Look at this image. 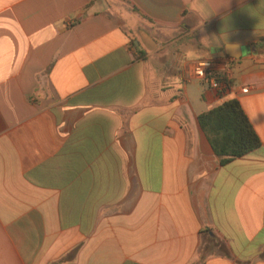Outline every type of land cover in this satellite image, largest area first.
Here are the masks:
<instances>
[{
    "label": "crops",
    "instance_id": "0c3cea01",
    "mask_svg": "<svg viewBox=\"0 0 264 264\" xmlns=\"http://www.w3.org/2000/svg\"><path fill=\"white\" fill-rule=\"evenodd\" d=\"M0 264H264V0H0Z\"/></svg>",
    "mask_w": 264,
    "mask_h": 264
},
{
    "label": "trees",
    "instance_id": "16d2710c",
    "mask_svg": "<svg viewBox=\"0 0 264 264\" xmlns=\"http://www.w3.org/2000/svg\"><path fill=\"white\" fill-rule=\"evenodd\" d=\"M198 120L222 166L262 146L261 138L237 99L203 112Z\"/></svg>",
    "mask_w": 264,
    "mask_h": 264
},
{
    "label": "built area",
    "instance_id": "2783aa9c",
    "mask_svg": "<svg viewBox=\"0 0 264 264\" xmlns=\"http://www.w3.org/2000/svg\"><path fill=\"white\" fill-rule=\"evenodd\" d=\"M227 62H230L231 59L227 58ZM216 62L214 60H202L199 61L194 68V73L190 79H197L205 84H207L214 91L220 92L227 86L231 80V72H228L224 75L218 73L215 70Z\"/></svg>",
    "mask_w": 264,
    "mask_h": 264
}]
</instances>
